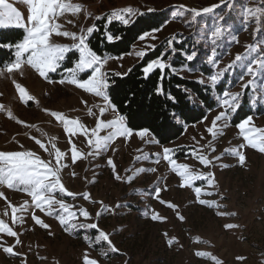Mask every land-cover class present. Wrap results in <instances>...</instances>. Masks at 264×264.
<instances>
[{
  "label": "rangeland",
  "instance_id": "rangeland-1",
  "mask_svg": "<svg viewBox=\"0 0 264 264\" xmlns=\"http://www.w3.org/2000/svg\"><path fill=\"white\" fill-rule=\"evenodd\" d=\"M8 2L22 13L26 22L27 6L17 0ZM72 2L83 6L81 12L77 16L66 13L59 22L64 24L66 30L77 33L81 27L92 26L95 17L108 16L114 9L130 6L136 10V15L150 10L170 9L172 16L169 22L160 31L151 32L156 39L149 36L140 40L129 54L108 59L103 69L108 76L112 73H127L141 59L135 52H148L151 50L148 45H157L167 37L179 41L188 39L195 46L189 54L193 51L197 53L193 60L196 62L193 66H181L179 74L199 81L203 79L214 90L207 82L209 77L218 69L226 68L240 54L244 60L227 71L218 84L223 83L225 90L231 93H240L239 106L246 98L249 107L260 110L261 114L249 117L253 127L264 129V73L256 65H253L257 73L255 77L246 72L247 63L264 57V0ZM182 5L187 10L181 8ZM213 6L216 7L212 12H202L204 8ZM173 9L177 12L174 13ZM191 9L201 11V15L195 20L189 11ZM247 9L258 11L255 16H249ZM86 12L91 13V17L86 19ZM136 15L130 17V22ZM220 16L225 19L220 21ZM68 20H72L75 26L67 23ZM217 24L222 27L223 35L213 44L211 31ZM55 39L58 43H72L64 38ZM249 46H258V50L249 53ZM184 55L186 57L187 53ZM213 58L216 60L215 65L209 62ZM77 59L78 53L76 57L73 56V65ZM64 62L65 60L56 72L49 73L48 80L40 77L29 66H24L22 74L14 72L0 76V104L5 106V110L0 111V152L31 150L48 159L47 154L30 137L42 140L49 148L50 139L55 137L57 147L68 153L64 161L68 167L62 170V182L69 191L78 194L73 199L57 193V198H62L73 206L79 217L75 223H97L98 229L109 235L112 245L118 251H112L107 242H96V229H71L68 225H61L56 218L58 212L48 216L35 209V214L50 225L48 229L41 228L31 219L34 210L31 198L23 191L0 186V192L7 198H0V219L13 227L21 241L16 244V237L0 233V245L13 246L18 253L11 255L0 247V264H84L85 254L97 260L98 264H216V261L220 264H264V153L247 146L240 148L245 141L236 127L239 123L231 121L235 112L229 115L227 127H223L225 122H217L220 132L215 138L207 133L206 128L211 126V121L222 111L218 102L217 107L207 113V119L186 126L177 140L165 145L159 144L148 132L141 138L136 134L137 131H133L130 138L118 137L107 151L89 156L91 149L87 140L84 137L78 140L73 138L77 148L84 153V157L73 164L68 135L64 132L63 124L51 112L63 113L70 119L79 118L87 127L93 128L96 116L87 115V109L93 108L98 116V109L93 106L101 105V98L72 84H60L59 81L67 76ZM165 63L169 64V61ZM203 65L212 69L210 75L201 72ZM84 75L82 74V78H86ZM49 80L54 82L50 83ZM249 80L253 83L247 88L242 87ZM16 83L34 99L27 103L22 101L15 87ZM8 110L14 119L9 118ZM114 115L109 111L103 119H112ZM27 125L35 127L29 128ZM100 134L105 135L106 132L102 131ZM209 141L215 151L204 148V154L209 158L219 156L221 159L205 168L191 153L194 148L200 149ZM164 147L173 149V158L178 163L188 164L193 171L214 173V185L209 187L206 181H195L192 188L181 187L180 177L163 160ZM237 149L246 156L244 165L234 155L233 150ZM109 158L115 165V172L107 163ZM158 159L160 162L156 163ZM152 168L156 171H150ZM116 175L121 179L117 180ZM129 177L132 178L130 182ZM197 186L212 193L202 194L200 198L214 201L216 206L208 207L197 202L193 190ZM157 189H160L159 198L156 196ZM81 194H88L90 199L85 200ZM160 200L170 202L176 206L175 209L161 204ZM25 201L29 205L27 213H17L18 216H23L24 222L13 224L9 204L20 207ZM80 208L88 210L91 219L85 220L80 216ZM98 212L99 216L96 215ZM218 212L225 215H217ZM177 213L184 217L183 221L178 218ZM154 214L166 219L153 221L151 216ZM227 224L238 227L226 229ZM197 252L205 255L197 256Z\"/></svg>",
  "mask_w": 264,
  "mask_h": 264
},
{
  "label": "snow or ice",
  "instance_id": "snow-or-ice-1",
  "mask_svg": "<svg viewBox=\"0 0 264 264\" xmlns=\"http://www.w3.org/2000/svg\"><path fill=\"white\" fill-rule=\"evenodd\" d=\"M19 3H23L27 6L28 15L26 22L24 21L22 13L13 6L8 0H0V28L16 27L24 29L25 35L22 41L15 45H7L9 49L15 47L16 51L14 53L15 59L11 62L3 64L0 66V76L5 73L12 74L14 72H19L22 74V69L24 66H29L34 69L40 77L48 80L49 73H54L61 66V63L65 60L68 53L75 51L78 53V59L74 62L72 67L66 68L67 76L62 78L59 83L72 84L78 89H82L86 93L93 94L96 97L102 99L103 104L94 105L93 107L98 109L99 115L93 111V108L87 109V115L96 116L95 127L89 128L83 124L79 118L70 119L60 112H51V115L55 119L63 124L64 132L68 135V143L71 145V162L75 164L78 159L84 157L78 148L73 138L77 140L80 137H84L87 140V144L91 151L88 153L89 156L99 155L103 151H107L112 142L118 137L130 138L133 135V130L129 129L125 124V118L122 115H114L112 119H103L105 114L109 111L116 113L115 107L111 104L110 98L106 93V89L109 86L108 73L103 69L111 57H101L99 56L90 46L88 41V36H90L94 31H97L96 25L93 24L87 28L81 27L80 31L72 32L64 28L60 19L65 17L66 13H70L72 16H77L83 6L78 3H73L72 0H17ZM216 6L204 8L203 13H210L214 10ZM185 8L186 6H181ZM187 10V9H186ZM151 11V10H150ZM192 19L195 20L197 16L201 15L200 10L191 9ZM249 16H255L258 9H247ZM179 14V13H178ZM91 13L86 12V19L91 17ZM136 15V10L130 6L123 9H114L107 16V24H111L113 21H118L125 26L130 23V17ZM95 19H104V17L97 16ZM224 16H220L219 20L223 21ZM67 23L73 24L72 20H68ZM154 32L160 31V29H154ZM223 35L222 27L217 24L214 30L211 31L212 43L215 44ZM151 36L152 39H156L151 33H143L138 37L139 40L143 41ZM55 38H64L71 40V44L58 43ZM107 40L112 42L114 37L112 34L107 35ZM119 39V37H115ZM169 48L173 47V40L168 42ZM0 47H5V45H0ZM149 49L154 50L155 45H148ZM257 47L249 46V53L252 51H257ZM145 50H140L135 52L138 57H144L146 55ZM247 55V53H246ZM197 56V53L193 51L191 54L186 55L187 61H193ZM244 60L240 54L235 56V59L224 69H218V71L211 75L208 79V83L215 88L220 82L225 73L236 66L237 63ZM212 64H216V60L213 58L209 61ZM253 65H256L261 73H264V57L259 59H253L246 64V72L250 76L255 77L257 74L253 69ZM171 67L170 64L165 63L163 56H158L156 59L148 62L143 68V73L147 77L149 73L154 70L159 69L161 72ZM90 70V74L89 73ZM82 74H87L86 78H82ZM50 83L54 82L49 80ZM200 83H205L203 79L199 81ZM15 83V81H13ZM253 83L249 80L247 84L242 85V87L247 88ZM15 87L19 92L20 99L27 103L32 101L34 97L29 95L26 90L21 87L20 84L16 83ZM158 94H162V88L158 89ZM191 98V97H189ZM169 99L175 102L174 97H169ZM218 106L222 109L211 121V126L206 128V131L213 138L220 132V126L217 122H225L223 127H227L226 121L231 113L237 111L239 107L240 93H231L228 90L222 91L217 97ZM86 103V102H85ZM5 110V106L0 104V111ZM9 118H13L10 110L7 112ZM204 119H207L205 117ZM18 123H24L23 121H17ZM27 127H35L34 125H27ZM240 130L245 144L240 145V148L251 147L264 153V129L256 128L252 126L251 117L246 118L241 123L236 125ZM39 130V129H37ZM106 132L105 135H101V132ZM141 138L147 134V130H141L138 133ZM35 140V143L39 145V148L47 154L48 159L42 158L41 155L37 154L31 150L25 151H10V152H0V186H6L12 190H19L26 193L31 198V204L34 206V210L31 215V219L36 225L41 228L48 229L50 225L44 222L39 216L35 214V209H39L40 212L45 215L52 216L54 213H59L57 219L61 225H68L69 228L75 229L88 228L98 230V234L95 237L96 242H107L111 246L112 251H118L114 245H112L109 235L103 230L98 229V224L93 223H75L78 221L79 217L77 212L73 210V206L69 205L64 201V199H58L57 193L62 196L75 197L78 195L69 191L64 183L62 182L61 173L62 170L68 167L64 162L68 153L62 151L55 143L56 138L52 137L49 141L51 147L45 144L42 140L35 137H30ZM195 139V137H193ZM201 139H204L201 136ZM198 143V142H197ZM21 147H23L21 145ZM210 148L212 152L215 148L212 147L211 141L207 144L201 146L200 149H193L191 155L194 156L199 164L208 168L213 165V162L220 160L221 157L213 156L209 158L208 155L204 154L203 149ZM163 160L166 161L170 166L172 171L180 177L181 187H193L195 181H206L209 187L214 185V173L208 172H197L186 163H178L176 159L173 158V149L164 147L163 148ZM227 151V150H226ZM234 155L238 157L239 163L244 165L246 161V156L243 152L233 150ZM159 155V154H157ZM159 159L156 163H159ZM108 165L112 166L115 172V165L111 158L107 161ZM228 165H223L227 167ZM150 171L155 172L156 169L152 168ZM75 173H73V176ZM117 180L121 179L119 175H116ZM129 177V182L131 181ZM194 193L196 195V200L201 205H206L208 207L216 206L214 201H207L201 199V195H212L211 192L204 191L201 187H194ZM160 189L156 190V196L159 198ZM85 200L90 199L88 194H81ZM0 198H4V194L0 192ZM102 203V202H101ZM161 204H166L169 208L175 209V205L164 200H160ZM55 206H58L55 207ZM11 207V220L13 224L23 223V216L17 215V213H27L29 205L28 201L20 207L9 204ZM79 215L84 217L85 220L91 219V215L88 210L80 208ZM5 215L7 213L5 212ZM97 216L100 215L98 212ZM217 215H225V213H217ZM178 218L183 221L184 217L177 213ZM153 221L166 219L161 217L159 214H154L151 216ZM238 227V225L227 224L226 229H231ZM66 231L68 228L65 229ZM0 233L6 234L8 237H16V244H20L21 241L18 239V233L13 230V227L9 226L3 219H0ZM87 239V237H86ZM170 244L172 241L169 242ZM2 250L5 253L11 255H18L14 251L13 246H2ZM107 255V253H104ZM197 256H204L205 253L197 252ZM84 264H98V261L91 259L85 254ZM216 264H220L216 261Z\"/></svg>",
  "mask_w": 264,
  "mask_h": 264
},
{
  "label": "trees",
  "instance_id": "trees-1",
  "mask_svg": "<svg viewBox=\"0 0 264 264\" xmlns=\"http://www.w3.org/2000/svg\"><path fill=\"white\" fill-rule=\"evenodd\" d=\"M170 18V9L145 11L137 14L125 26L118 21L107 24V16H104V19L95 20L97 31L88 36L87 42L101 57H121L132 52L140 41V35L163 28ZM108 34L113 35L112 42L107 40ZM24 35L22 28H0V45H5L0 47V66L15 59V47L9 49L7 45L17 44L22 41ZM169 40L173 38L167 37L155 45L154 50L146 52L147 54L124 75L109 74V86L106 89L111 104L127 116L128 128L137 132L147 130L161 145L172 143L184 133L186 126L202 121L209 111L217 107L216 95L225 90L223 83L213 90L197 79L179 74L178 69L181 66H193L196 62L187 61L184 55L189 54L195 46L188 39H177L173 40V47L170 49L167 43ZM73 56L76 57L77 53L67 55L64 62L66 68L73 66ZM158 56H163L164 61L168 60L171 67L163 72L154 70L146 77L143 68ZM201 72L210 75L212 69L203 65ZM161 88L162 94H158L157 90ZM169 97H174L175 102ZM246 100L243 99V103L233 115L231 121L234 124L254 114H261L260 110L249 107Z\"/></svg>",
  "mask_w": 264,
  "mask_h": 264
},
{
  "label": "built area",
  "instance_id": "built-area-1",
  "mask_svg": "<svg viewBox=\"0 0 264 264\" xmlns=\"http://www.w3.org/2000/svg\"><path fill=\"white\" fill-rule=\"evenodd\" d=\"M99 101L101 102V105H102L103 104L102 99H100ZM115 115H122L125 118V124H126V122H127V116L126 115L120 114L119 112H116Z\"/></svg>",
  "mask_w": 264,
  "mask_h": 264
},
{
  "label": "crops",
  "instance_id": "crops-1",
  "mask_svg": "<svg viewBox=\"0 0 264 264\" xmlns=\"http://www.w3.org/2000/svg\"><path fill=\"white\" fill-rule=\"evenodd\" d=\"M174 10V13H176L177 12V10H175V9H173ZM174 13H173V16H174ZM172 16V15H171ZM138 133V132H137Z\"/></svg>",
  "mask_w": 264,
  "mask_h": 264
}]
</instances>
